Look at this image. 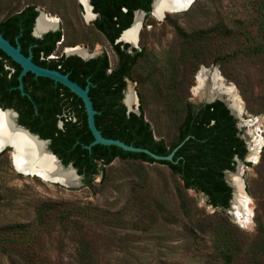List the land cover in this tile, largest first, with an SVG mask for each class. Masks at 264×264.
<instances>
[{"label": "rangeland", "instance_id": "rangeland-1", "mask_svg": "<svg viewBox=\"0 0 264 264\" xmlns=\"http://www.w3.org/2000/svg\"><path fill=\"white\" fill-rule=\"evenodd\" d=\"M33 6L58 20L61 38L53 56L81 47L114 51L98 33L78 0H0V20ZM264 0H194L185 11L157 20L145 15L138 33L142 56L126 89L132 108H141L156 140L176 141L181 114L176 107L194 103L198 72L218 71L242 102L241 137L259 131L264 140V51L225 55L264 41ZM122 100V101H123ZM134 105V106H133ZM257 132V131H256ZM264 144L255 162L240 166L251 211L245 228L225 209L182 182L169 168L134 159H115L93 177L90 187L67 188L19 173L11 154H0V264H264ZM236 167V165H235ZM229 172L225 175L229 181ZM183 190L186 211L177 192ZM233 200V198H232ZM37 213H48L42 225ZM1 238V239H2ZM223 252L230 253L226 259Z\"/></svg>", "mask_w": 264, "mask_h": 264}, {"label": "trees", "instance_id": "trees-1", "mask_svg": "<svg viewBox=\"0 0 264 264\" xmlns=\"http://www.w3.org/2000/svg\"><path fill=\"white\" fill-rule=\"evenodd\" d=\"M93 11L98 18L93 22L94 28L112 45L118 61L111 72L106 54L83 66L89 67L85 75L74 67H69L62 61L46 60L54 52L56 43L61 38L60 31L48 33L42 39H32L37 44L35 63L48 69L68 75V78L85 88L86 78L90 82L88 92L93 108L96 110L95 125L105 138L116 139L125 144L148 149L159 156L169 155L175 148L172 161L154 160L145 153L124 151L116 146H87L93 141L88 129L86 113L80 98L63 85L44 79L53 85L51 95L45 96L38 106L34 107L32 116L37 125L36 131L41 139L50 140L49 149L63 165L72 164L83 183L90 187L93 177L115 159H134L146 163H158L169 168L172 174L182 182V189H192L203 194L213 208L226 209L232 197V190L225 180V171L233 172L235 158L243 160L247 152L245 142L240 137L237 121L227 107L220 101L196 106L186 101L178 104L176 112L181 114L177 127L176 141L169 145L162 140H156L149 123L144 119L139 108V114L128 112L123 104L125 78H132V70L142 51L131 57L130 65L122 64L120 46L114 41L121 32L127 29L135 10L150 12L151 0H91ZM38 12L33 7L24 8L21 12L8 18L20 28L29 30ZM264 17V14H263ZM29 22V23H28ZM264 30V24L261 27ZM127 48V45L124 46ZM264 51V41L257 46L238 49L225 55L226 59H234L238 55L259 54ZM41 78V77H39ZM84 83H83V82ZM89 84V83H88ZM53 98V118L46 121V104ZM61 122V126H58ZM49 127V129L46 128ZM44 130V133H42ZM264 154V147H263ZM177 192L182 210L186 211L183 190ZM48 213H37L34 223L42 225ZM49 215V214H48ZM13 227L27 231V226H4L0 234L8 233ZM1 236V235H0ZM0 237V240L8 241ZM264 252V243L259 247ZM226 259L230 253L223 252Z\"/></svg>", "mask_w": 264, "mask_h": 264}, {"label": "water", "instance_id": "water-1", "mask_svg": "<svg viewBox=\"0 0 264 264\" xmlns=\"http://www.w3.org/2000/svg\"><path fill=\"white\" fill-rule=\"evenodd\" d=\"M89 1L87 0L85 2L84 9L85 11H89L91 12L92 7L89 5L88 3ZM192 2V1H191ZM190 1H186L184 3H177L175 1H172L169 5L163 7L158 15V17L156 18L157 20H161L163 19L167 13H178V12H182L185 11L186 9H188V7L191 4ZM155 0H151V5H150V13L153 16V6H154ZM88 8V9H87ZM38 11V16L36 18L35 21H37L38 17L43 13L39 10ZM136 14H140L142 15V17H144L145 12L143 11H136L134 13V15L136 16ZM134 16V19H135ZM134 20L132 22V24L129 26V28H131V26L133 25ZM125 29L124 31H122L121 35L119 36V39L117 40V42H125V43H129L131 45V47H134L137 49V43L138 41L134 43H130L127 42L125 40L122 39L123 34L129 29ZM59 26L57 24L55 29H50L47 30L45 32L42 33H38L35 34L38 38H41L44 34L48 33L49 31H58ZM0 50L3 51L13 62H15L17 65H19L22 69L20 75H19V81H20V85L19 88L22 89V84H21V78L22 76H24L27 72H30L32 74H34L37 77H44L47 79H50L52 81H54L55 83H59L61 85H63L64 87L68 88L70 90V92H72L73 94H75L78 98L81 99L83 106H84V110L86 113V121H87V126L89 131L92 134L93 137V141L90 143L89 146H87V149H90L92 146L94 145H103V146H116L121 148L124 151H128V152H134V153H145L147 155H149L150 157H152L154 160H161V161H172V157L174 152L176 151L177 148H175L169 155L167 156H159L156 155L154 153H152L151 151H149L148 149H144V148H138V147H134L132 145H128L125 144L124 142L120 141V140H116V139H110V138H105L101 135L100 131L97 129L96 125H95V115H96V110L93 108V104L92 101L89 97V87L86 86L85 88L81 87L79 84H77L76 82H73L72 80H70L68 78V75L66 74H62L58 71L55 70H51L42 66H39L37 64H35L32 61V56L28 55L25 56L24 54H22L20 52V47H14L13 45H11L7 40H5L1 35H0ZM202 71V69L198 72L197 76L200 74V72ZM129 81L127 80V83ZM230 86V85H228ZM126 94L130 91L129 88L126 89ZM215 101H220L222 102L227 109L229 110L230 114L234 117V119H236V121L238 120L239 115L241 114V112H234L231 110V108L228 106V103L225 99H223L221 96L219 95H214V96H206L202 99H195L194 100V105L199 106V105H203V104H209V103H213ZM123 104L126 106L127 111L128 112H135L136 114H139V110H135L132 108V105H127L125 99L123 100ZM2 113V110L0 109V115ZM8 115V117L10 118V121L12 123V127L15 130H19L23 133H25L28 137H30L32 140H34L35 142L39 143L42 145L43 151L45 153L48 154V156L53 159V161L55 162L56 165V170L52 173H50L49 175L46 176H42V175H38L35 172H23V171H19L16 169L15 164H14V158L13 156L15 155L16 151L14 146L11 143H1L0 144V154L2 152H8L11 154V159H12V163L14 168L21 174L24 175H30V176H36L39 177L41 179H45L46 181L52 182V183H56L59 185H62L64 187L67 188H74V187H79L81 185V179L82 176L78 175L77 170L72 166V164H68V165H63L62 162L60 161V159L53 154V152L49 149V143L50 140L48 139H41L38 135L31 133L30 131H28L27 129H25L24 127L20 126L17 124L16 120H15V114L12 112H8L6 113ZM11 114V115H10ZM61 125V124H60ZM241 124H238L237 121V128L239 130ZM240 131V130H239ZM257 131V132H256ZM259 131L255 130V133L253 134L252 132L250 133V141H246V139H244L243 137H241V139L245 142L246 145V149L247 152L245 154V157L243 160H239L238 158H235V162H236V167H235V173L238 172V170L240 169V166L242 165L243 162H255L258 157H259V153H260V148L261 146L264 144V140L262 139L261 145L258 148V152H257V156L254 157V159L250 158V154L252 152L253 147H256V143H254L255 138L259 137ZM230 171H225V175L227 173H229ZM59 173H70L72 176V179L70 180V184L67 183H62L61 181L58 180L59 177ZM231 176V174H230ZM226 180V179H225ZM242 181V180H241ZM226 183L228 184V186L231 188L232 190V197L231 200L229 201V207L226 208L225 210L229 213L232 221L241 226L242 228H245V226L239 222V217L242 216H248L251 217V211H247V207H243V205L241 203H239L238 197H239V189H236L235 187H233L231 185V178L229 177V181H226ZM244 189V185L242 182V193L244 194V196H246L245 192L243 191ZM203 195V194H202ZM233 198V200H232ZM246 199L249 201V199L246 196ZM247 205V203H246Z\"/></svg>", "mask_w": 264, "mask_h": 264}, {"label": "flooded vegetation", "instance_id": "flooded-vegetation-1", "mask_svg": "<svg viewBox=\"0 0 264 264\" xmlns=\"http://www.w3.org/2000/svg\"><path fill=\"white\" fill-rule=\"evenodd\" d=\"M78 1H79L80 6L83 9L84 14H85V19L88 21L91 20L92 25L94 26L93 22L98 18L99 14L95 13L93 11V6L91 4V0H88L89 5L92 7L91 12H89L88 10L85 11L84 6H83L85 4L81 0H78ZM27 7H33V6H27ZM27 7H25V8H27ZM33 8L35 11H37L35 7H33ZM136 11L141 12L143 10L137 9L133 12L132 20H131V24L134 20L133 25L135 24L137 16L140 15V14H136V16H135L134 13ZM143 12H145V11H143ZM17 13H19V12H17ZM17 13H15V14H17ZM149 14H151V13L145 12V15H149ZM12 15H14V14H12ZM88 15H91V18H88ZM37 16H38V14H37ZM37 16L33 20L32 27L29 30H27V28L26 29L20 28L19 26H17V24H15V22H8L7 20L10 16L0 20V35L5 40H7L11 45H13L14 47H20V52L22 54H24L25 56L31 55L32 61L34 63H35L34 57L36 56L37 50H33V48H37V44L32 42V39H42L48 33L57 32V31H49L48 33L44 34L41 38H38L35 35V34H38L36 32V26H37L38 20L41 16L38 17L37 21H35ZM134 16H135V19H134ZM153 16H154V14H153ZM143 19H144V17L142 18V22H143ZM133 25H132V27H133ZM119 36L114 41L115 45L121 44V46L119 48L123 54L121 57H119V61L121 60L122 64L128 66V65H130L131 57L135 53L139 52L140 50L138 48L136 49L134 47H131V45L129 43L117 42V40L119 39ZM123 38H124V35H123ZM106 41L110 45L111 49L113 50L112 45L108 42V40H106ZM125 45H127V48L124 47ZM76 48L77 47L71 48V50L76 49ZM69 50L70 49H68L60 57H56V58L51 57V56H53V53H54V52H52L51 54H49L46 57V60L62 61L65 64H68L69 67H71V68L74 67L76 70H79L82 73V75H85V73L87 72L86 70H88L89 67L83 66V63L94 60L98 57L103 56V54H105L102 52L94 53V52H91V51H88L87 49H85L87 51V53L85 55H81L79 53L71 52ZM116 59L118 61L117 56H116ZM35 64H37V63H35ZM42 67H44V66H42ZM45 68H47V67H45ZM113 68H109L107 72H111L113 70ZM21 71H22L21 67L19 65H17L15 62H13L3 51L0 50V109L2 110L1 115L4 114V116H6L7 115L6 113H8L9 111L14 113L15 114V120H16L18 125L24 127L25 129H27L31 133L38 135V132L36 131V129H38L37 125L35 123H33V121L36 120V118H34L32 116V112L34 111V107L38 106V102H41V100L45 96L51 95L53 85H55L56 83H53V85H52L51 82L44 80L47 78H44V77L39 78V77L35 76L34 74L27 72L21 78L22 89H20L19 88V85H20L19 75H20ZM127 80H129V79L128 78L124 79L125 84L127 83ZM86 82L87 83H85L86 84L85 86H88L89 91H90L91 87H90V82H89L88 78H86ZM123 93H124V91H123ZM52 104H53V98L50 97V101L46 104V108L44 110L45 116H46V121H51V119L53 118L54 112H53ZM60 124H61V122H58L59 127L62 125V124L61 125ZM46 128L49 129L48 126H46ZM42 133H44V130H42Z\"/></svg>", "mask_w": 264, "mask_h": 264}, {"label": "bare ground", "instance_id": "bare-ground-1", "mask_svg": "<svg viewBox=\"0 0 264 264\" xmlns=\"http://www.w3.org/2000/svg\"><path fill=\"white\" fill-rule=\"evenodd\" d=\"M84 4L87 0H81ZM172 1L177 3H184L188 1L194 0H155L153 6V14L154 17H158L161 9L167 5H169ZM191 2V3H192ZM191 5V4H190ZM88 9V8H87ZM41 17L38 20L36 26V32L42 33L50 29H55L57 26V20L54 18H49L46 14L42 13ZM88 18H91V15H88ZM142 15H138L133 27L124 35L122 39L134 43L138 41V33L142 24ZM71 52H76L81 55H85L87 51L81 47H77L76 49H70ZM197 87L195 90V99H202L208 96L219 95L223 99H225L228 103V106L234 112H241L242 110V102L236 94L234 87L228 86L224 81L222 76L218 73V71L211 70H202L198 76ZM125 101L127 105H132L135 100L133 96V91L127 93ZM134 106V105H133ZM11 143L15 148V155L13 156L14 164L17 170L23 172H35L38 175L46 176L56 170V165L53 159H51L47 153L43 151L42 145L32 140L25 133L15 130L12 127V123L8 115L4 116L0 115V144L1 143ZM262 139L261 137H256L254 143H256V147H253L252 152L250 154V158L254 159L257 156L258 148L261 145ZM241 169L238 170L237 173L231 175V185L236 189H239V203L243 205V207H247V211L250 212V208L248 207V201L246 196L242 193V181H241ZM72 176L70 173H59L58 180L62 183L70 184V180ZM45 180V179H44ZM247 203V205H246ZM239 222H241L245 227L250 223V217L242 216L239 217Z\"/></svg>", "mask_w": 264, "mask_h": 264}]
</instances>
